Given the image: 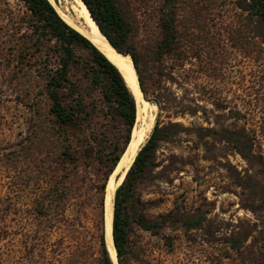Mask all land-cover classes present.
Instances as JSON below:
<instances>
[{
    "label": "rangeland",
    "instance_id": "rangeland-1",
    "mask_svg": "<svg viewBox=\"0 0 264 264\" xmlns=\"http://www.w3.org/2000/svg\"><path fill=\"white\" fill-rule=\"evenodd\" d=\"M50 1L74 14L75 1ZM235 1L114 0L163 136L136 186L162 225L132 223L122 264H264V44ZM170 14L177 49L159 58ZM31 23L22 0H0V264H100L98 187L117 125L76 69L84 119L55 124L45 83L58 52Z\"/></svg>",
    "mask_w": 264,
    "mask_h": 264
},
{
    "label": "trees",
    "instance_id": "trees-1",
    "mask_svg": "<svg viewBox=\"0 0 264 264\" xmlns=\"http://www.w3.org/2000/svg\"><path fill=\"white\" fill-rule=\"evenodd\" d=\"M30 13V26L36 34V40L47 39L53 42L58 52L57 66L50 71L45 83V92L50 102L49 113L57 126L68 130L81 125L85 113L81 90L71 79L76 69L86 75L90 83L100 90L110 117L117 125L115 141L109 145V151L103 161V172L98 187L102 194L108 176L114 170L117 160L128 144L136 122L135 100L127 88L122 74L92 43L71 28L61 19L50 0H22ZM91 18L108 42L121 54H129L136 69L140 89L146 91L139 71V54L129 46L130 29L114 0H81ZM236 7L246 17L244 21L252 26V32L264 44V0H236ZM162 39L157 48V56H172L175 53L176 31L174 18L170 14L161 24ZM76 49L87 53V58L77 55ZM70 94V101L66 95ZM163 140L161 129L156 123L145 144L138 151L133 164L122 183L115 191L113 200L112 238L119 264L127 253L129 228L135 223L148 232L158 231L161 223L158 219H149L143 212L144 204L136 198V186L145 176L158 143ZM102 160V158H100ZM140 207V210H137ZM100 264H113L106 251L104 238L99 237Z\"/></svg>",
    "mask_w": 264,
    "mask_h": 264
},
{
    "label": "bare ground",
    "instance_id": "bare-ground-1",
    "mask_svg": "<svg viewBox=\"0 0 264 264\" xmlns=\"http://www.w3.org/2000/svg\"><path fill=\"white\" fill-rule=\"evenodd\" d=\"M74 14H65L58 10L60 17L72 28L84 35L91 43L102 52L107 59L118 69L124 79V82L132 94L136 104V122L132 129L130 137L132 138L128 151L124 155L121 163L110 175L106 184V249L113 264H117L116 250L113 246L112 238V220H113V200L115 191L125 178L126 171L129 170L132 161L135 159L142 145L145 144L154 124V115L149 114V109L154 105H148L142 102V92L140 89L136 69L133 65L130 55H124L109 44L108 40L100 32L97 25L91 18L86 6L81 0H73ZM71 8V7H70ZM67 11V10H66ZM68 12V11H67ZM66 12V13H67ZM149 111V112H148ZM130 141V140H129ZM122 166H125L124 172L118 174Z\"/></svg>",
    "mask_w": 264,
    "mask_h": 264
},
{
    "label": "water",
    "instance_id": "water-1",
    "mask_svg": "<svg viewBox=\"0 0 264 264\" xmlns=\"http://www.w3.org/2000/svg\"><path fill=\"white\" fill-rule=\"evenodd\" d=\"M62 19V18H61ZM66 23V22H65ZM70 26V25H69ZM71 27V26H70ZM72 28V27H71ZM74 29V28H73ZM82 35V34H81ZM86 38V37H85ZM87 39V38H86ZM88 40V39H87ZM110 44V43H109ZM111 45V44H110ZM112 46V45H111ZM113 47V46H112ZM114 48V47H113ZM114 50H115V48H114ZM126 55H129V54H126ZM131 140H132V138L130 137V141L128 142V144L126 145V147L124 148V150L122 151V153L120 154V156H119V158H118V160H117V163H116V165H115V167H114V170L111 172V174L115 171V169L119 166V164L121 163V161H122V159H123V157H124V155L127 153V151H128V148H129V145H130V142H131ZM144 145V144H143ZM142 145V146H143ZM133 162H134V160L132 161V164H133ZM131 164V165H132ZM131 167V166H130ZM124 170H125V166H122L121 167V169L119 170V172H118V174H121L122 172H124ZM128 171V170H127ZM127 171H126V173H127ZM110 174V175H111ZM110 175H109V177H110ZM125 176H126V174H125ZM124 176V177H125ZM109 177H108V179H107V182L109 181ZM107 182H106V184H107ZM122 183V182H121ZM106 186H105V188H104V194H103V238H104V242L106 243V209H105V201H106ZM113 246H114V242H113ZM106 248V247H105ZM114 248H115V246H114ZM106 251H107V249H106ZM107 253H108V251H107ZM109 255V254H108ZM109 258H110V256H109Z\"/></svg>",
    "mask_w": 264,
    "mask_h": 264
}]
</instances>
